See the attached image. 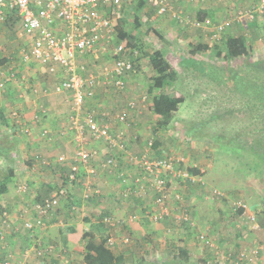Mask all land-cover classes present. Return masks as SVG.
Returning a JSON list of instances; mask_svg holds the SVG:
<instances>
[{"label": "rangeland", "instance_id": "obj_1", "mask_svg": "<svg viewBox=\"0 0 264 264\" xmlns=\"http://www.w3.org/2000/svg\"><path fill=\"white\" fill-rule=\"evenodd\" d=\"M259 1L221 0L220 2H214L211 0H173L169 3L170 9H167L162 15L158 14L157 7L148 3H143L139 10H137V2L125 5L116 16H118V21L119 19H123V30H128L130 36H134L136 38L135 41H139V43H136L137 47L132 48L138 53L136 59L131 60L134 64V71L125 77V92H118L114 89L98 90L93 98L95 99L94 102L88 101L85 105L86 110H105L113 115L116 110L123 107L126 94L138 99L139 114H134L139 120L138 122H144L146 130H151L154 136V138L149 139L152 142L154 141L149 151L150 159L157 160L171 155L181 156L185 159L188 158L186 168L196 164V166L204 170L202 180L205 181L201 184V187L213 200L208 201L209 199H203L200 189L189 194L190 197H197L202 204L209 205L207 207L209 211H211V208H215V212L221 211V213H224L219 208V205H224L227 208L231 221L227 219L228 221H225V223L227 225L231 223V237L227 241H221L217 236L212 238L218 250L228 257L229 261L226 264H237L239 252L244 251L248 253L253 248H259L258 258L253 264H264V239L262 238V232H264V171L259 172L254 170V168L252 169L250 166L252 165L251 161H253L252 156L238 153L237 150H230L228 148L230 145L227 142V138L234 134L247 133L253 130L255 121L249 117L252 115L251 111H235L233 114H230L231 116H226V113L230 110H239L242 107V100L226 85L217 84L206 75L187 72L181 67L179 60L181 58H191L196 62L204 64L208 71L214 70L215 73H221L224 70H236L249 62L263 60L264 12L254 14L253 18L246 20L244 25L234 20L222 33L216 31L219 23L235 19L239 11L249 10L258 4ZM231 2L235 3V5L232 6ZM218 6L219 8L216 10L222 11L221 14L215 13V8ZM223 8L224 10H222ZM201 10H207L208 12H206V15L202 19H199L197 13ZM7 25L4 26V48L13 52L12 55L15 60L22 50H27L29 42L26 37L21 35L18 24L9 22ZM135 26H138V28H135ZM148 28H153L157 31L159 35L167 40L168 44L161 43L156 36L149 34ZM116 35L115 32L113 43L102 53H99L98 60H89L88 57H83L81 60H76L77 66H83L86 73L94 75L98 74L99 70L104 66L109 67L112 63V60H109V51L114 47V44H117ZM240 35L245 36L247 44L252 48V56L249 58L233 59L227 62L225 58L227 51L224 47V41L229 36L237 37ZM125 42L126 40L121 41L124 46L129 47ZM199 45L207 47L218 46L223 57L220 56V58L212 59L208 56V51L193 49ZM157 50L163 52V58L170 69L176 71L178 74L177 81L173 85L166 84L163 89L166 90L172 86L176 91L177 97L183 100V103L179 104L178 110L173 113L170 123L164 127L156 126L157 113L154 111L153 106V100L160 90H149L152 86L151 78L156 73L150 67L148 56ZM26 64L29 65L28 69L32 70L29 71L30 74L38 72L40 75L38 74V78H28L31 80H27L24 83L21 74L15 73V81L20 85L23 82L24 85L21 86L25 88L24 92L27 99L29 101H36L37 105L39 103L42 107L41 110H46L48 114L47 117L45 112H37L36 108L39 109L38 106L34 107V109L31 108L30 113L32 116H30L31 121H29L31 126L35 125L36 127V125L42 124L46 126V123L52 117L50 114L54 116L56 112L47 109L50 104V98L59 96L58 98L61 99L62 97L66 107L60 117L54 116L59 123L63 122L58 127V131L51 133L46 128L45 133L41 129L39 132H35V135L26 116H24L25 113L21 112V109H18L22 113L20 120L27 124L30 135L14 134L16 144L10 152L11 157L9 161L0 158V174L5 172L8 167L12 168L14 173L20 172L18 176L16 175L17 177H24L23 175L26 174L25 180H21V178L20 180L17 179L14 184L15 189H17V186L20 188L25 186V189H21V194L15 197L17 202L13 203L14 205L8 204L3 197H0V248L7 250L8 257L13 259L17 252H23L22 254H24L25 250L33 247L35 260L38 261V264H50L52 259L58 257L54 243L51 244L54 248L53 257L46 256L47 253L45 255L44 253L41 255L36 254V251L39 249L40 251L44 249L42 235L50 223L53 225L60 218L64 219L70 224L65 228V232H68L72 228L73 221L82 220L84 225L89 228V224L86 221L101 222L105 216H110L114 220L115 225L109 228L101 238L105 241L103 247L106 252L105 258L107 259V264H158L160 261L172 259L178 253V249L182 247L187 248L193 259L199 261L201 259H198L197 256H201V258H204L202 261L210 262L212 259L209 258V255H211L212 248L205 247L196 239V236L200 232H203L201 231L203 229L199 222L200 218L193 215L194 211L188 209V203L190 202L188 197L182 196L184 199L183 209L187 211L189 217L195 222L194 226L177 224L164 219L160 222H155L160 226L158 229L147 226L148 224L140 223V227H137V230H135L125 223L128 221V215L135 214L136 211H129L128 213V211L124 212L125 210L122 208L124 212L123 216H121V219H118L113 211L102 208L105 199L106 201L122 199L116 201V203H119L117 206L120 204L132 206L130 204L135 202L133 206L140 207L143 205L142 209L144 212L145 210H153V198L152 201L151 199H133V202L128 205L127 201L124 200L125 198L123 199V197L118 196V183L117 186L113 183L114 189L105 191L101 185L102 176L104 175L97 176L98 170L93 171V173L91 171L86 173L83 168L84 164L83 166H78L79 177L74 183L67 180L66 176L69 165L72 164L74 151V144L66 127L68 126L67 118L70 111V97L67 93L56 95L51 92V87L59 80L61 72L59 73L58 71L57 75L51 76L47 74L46 66L40 67L36 63ZM33 89L38 90V93H32ZM44 89H48L47 95L42 94V90ZM142 96H146L144 102H140ZM42 100L44 101L42 102ZM213 114H222V116L216 120H211L210 117ZM200 122L203 123L202 137L197 139L186 137V129ZM8 125V128L11 127L9 128L10 131L7 127H0V142L11 137L13 126H16L18 129L17 124L13 120ZM42 134L47 135L43 138ZM31 135L37 137L41 135V140L55 138L56 142L62 141L65 143L67 150L62 152L59 146L55 145L53 148L56 149L55 152L51 151L53 155L45 158L40 153L39 146L35 144V148L30 150L29 145L25 144L26 142L29 143ZM216 137L218 138L214 140L213 138ZM143 142L144 140H141L139 142L141 144H139L129 141L126 148L128 147L132 156H140L144 153L145 149H148ZM156 142L158 145H155ZM224 142L227 148L221 146ZM85 143L84 147L89 149L91 142L87 140ZM93 147L95 148L92 149H97L98 151L101 149L103 152L106 150V152H109L102 142H97V145ZM58 156L65 157V161L57 162ZM42 157L45 159H42ZM96 161L100 164V159ZM46 163H49V165ZM97 163L88 162V165H92L93 169ZM131 166L133 165L131 164ZM49 178H51L50 182H46ZM62 180L65 182H62ZM175 182L179 186L182 185L178 181ZM88 183L90 184L91 192L89 193V199L84 197L86 184ZM48 186L51 189H48ZM209 190L210 193L208 192ZM45 191L46 194H44ZM53 193H56L59 205L49 214L40 216L36 205ZM238 201L246 206L245 209H239L242 210L241 214H239V210L233 205V203ZM217 203L218 205H216ZM167 205L170 207L179 206L176 202L171 201ZM196 207L197 205L190 206L192 209ZM247 209L253 212V221L246 218L248 216L246 213ZM20 211H24V220L30 222L34 220L33 223L35 224L39 221L42 224L35 225V231L31 232L24 225V221L19 218ZM4 220H6V223L3 222ZM119 220L125 223L118 225L117 222ZM55 232H58V228L56 227ZM141 233L145 235L141 236ZM247 233H256L258 237L255 236L251 243L240 244V241H244ZM236 234H238V237ZM155 236L158 237L155 239ZM108 238L114 240L112 246L107 244ZM28 239L31 241L30 244ZM18 243L21 244L19 245ZM234 243L236 245H233ZM241 245L247 247L240 249ZM199 247L202 249L199 250ZM118 255L121 258L120 261L116 257ZM9 261L11 262V259Z\"/></svg>", "mask_w": 264, "mask_h": 264}, {"label": "built area", "instance_id": "obj_2", "mask_svg": "<svg viewBox=\"0 0 264 264\" xmlns=\"http://www.w3.org/2000/svg\"><path fill=\"white\" fill-rule=\"evenodd\" d=\"M138 1L157 7L158 14L162 15L170 9L169 3L173 0H0V28L10 19L15 20L20 32L29 42L27 50L19 53L20 60L46 66V72L51 76L57 75L58 71L61 72L59 80L51 87V92L67 93L70 97L67 131L74 144L70 179L75 178L79 165H86L90 160L98 157V150L85 148V142L87 140L100 141L109 152H117L100 159L99 166L103 171H114L118 167V162L122 160L132 164L137 171L134 173L125 168L118 171L120 197L125 198L124 200L151 198V201L153 198V210L143 212L144 218L150 223L168 219L177 224L194 226L195 222L183 209L182 195L174 184V180L171 181V176L177 180L185 177L180 171L185 158L171 155L151 160L149 151L153 145L152 141L147 142L146 148L148 149H145L140 156H132L128 147L126 148L129 143L126 128L130 123V114H139L138 99L126 94L123 107L116 110L113 115L109 111L86 110L85 108L86 103L94 98L98 90L114 89L118 92H125V77L134 71V65L130 59L123 56L125 47L121 42L114 44L109 51L111 65L101 68L98 74L86 73L83 66H77L76 60H81L83 57L98 60L99 53L113 43L118 12L125 5ZM263 12L264 0H260L249 10L239 11L235 19L219 23L216 31L222 33L234 20L244 25L245 21L253 18L254 14ZM2 51L3 43L0 41V60H2ZM132 53L137 56L135 50H132ZM15 78L13 72L2 75L0 91L8 83L15 81ZM32 93L37 94L38 90L33 89ZM47 93L48 89L42 90L43 95ZM145 100L146 96H142L140 102ZM10 116L18 126V129L13 126L14 129L16 128V134L30 135L29 127L20 120L21 115L18 112H12ZM58 161H65V157L58 156ZM46 164L49 165V163ZM89 185V183L86 184L85 198H88L91 193ZM21 189H25V186L19 187V190ZM169 201L176 202L179 206L170 207L167 205ZM57 205H59V200L57 195H54L42 200L36 205V209L40 216H45ZM233 205L237 210L246 208L245 204L240 201ZM24 215V211L19 212V218L24 221V225L31 232L35 231V225L42 224L39 221L35 224L24 220ZM136 219V214L128 216L130 222ZM248 219L253 221L254 216L251 215ZM3 222L6 223V220ZM102 224L109 229L115 225V222L110 216H105ZM196 239L201 244L215 250L216 263L225 264L229 261L225 254L218 252L213 240L204 232H200ZM113 243V239H107L109 246ZM45 251L39 249L36 254H45ZM258 252L259 248H253L248 253L240 252L237 256V264H253L258 258Z\"/></svg>", "mask_w": 264, "mask_h": 264}, {"label": "crops", "instance_id": "obj_3", "mask_svg": "<svg viewBox=\"0 0 264 264\" xmlns=\"http://www.w3.org/2000/svg\"><path fill=\"white\" fill-rule=\"evenodd\" d=\"M256 1H258V0H256ZM225 2H227V1H225ZM231 5L234 6L235 3L231 2ZM218 8H219V6L217 8H215V10ZM203 9H205V7H203ZM222 10H224V8ZM205 12H208V11L205 10ZM215 13L221 14L222 11L216 10ZM18 28H19V25H18ZM19 30H20V28H19ZM4 34H5V27L3 26L0 28V41H1V43H3V51H2V55H1L2 60H0V78L2 77V75L6 74L7 72L20 73L21 77L24 80V83L27 80H31L28 78H32V79L38 78V76L40 75L38 72L30 74L29 71H32V70L28 69L29 65H27L25 62L20 60L19 56H17V58L14 60L13 55H12L13 52L8 51L6 48H4ZM21 35H22V33H21ZM37 65L42 67V65H40V64H37ZM3 68H5V69H3ZM21 85H24L23 82L21 83ZM21 85L17 84V81H15V82L13 81V82L8 83L5 86V88L2 91H0V110L4 113L8 124L12 120V117L10 116L11 113L15 112V111L19 112L20 115L22 114L21 112H24L25 113L24 116H26V119H27L29 124H30L29 121H31L30 116H32V114L30 112L32 109H34V107H36V106L39 107V109L36 108L37 112L42 111V112L46 113V110H43V109L41 110L42 107L39 103L37 105L35 103L36 101H33V100L29 101L27 99V97L25 96V92H24L25 88ZM58 97L59 96L50 98V104L48 105L47 109L53 110V112H56V113H54V116L60 117L61 113L64 112L66 105H65V102L63 101L62 97L60 96L61 99H59ZM94 100L95 99L89 100V102L93 103ZM43 101L44 100H42V102ZM18 109H21V112ZM50 115L52 117L48 120V122L46 123V126L44 124H42V125H36V127L34 125L32 127L30 124L32 132L34 131V135H35V132H37V131L39 132V130H41V129H43L42 132L46 131V128L51 133L52 132L55 133L56 131H58V127L63 122L59 123L54 118L53 114H50ZM47 117H48V114H47ZM138 121L139 120L136 118L135 114L130 116V123H129L128 128H126L127 137L129 138V141L136 142V143H139L141 140H144L143 144L144 145L146 144V146H147V142L151 141L149 139L154 138V136L151 133V130L150 131L146 130V124L144 122L141 123ZM8 126H5V127L8 128ZM66 127H68V126H66ZM9 128H11V127H9ZM9 128H8V130L10 131ZM48 131H47V134H48ZM47 134H45V135L42 134L43 138ZM34 135H31V138L29 139L30 140L29 143L28 142H26V143L24 142V143L29 145L30 150H33L35 148V144L37 146H39L40 147V153L45 158L53 155L52 152L53 151L55 152V150H56V149H53L55 145L59 146V149H60V151L62 150V152L67 150V145L65 143H63L62 141L58 143V142H56L55 138H47V139L41 140V138H40L41 135L38 137L34 136ZM11 136H12V134H11ZM141 138H143V139H141ZM89 142H91L89 144V147H90L89 149H92V148H95L93 146L97 145V142H100V141L89 140ZM18 143H20V142H18ZM153 143H154V141H153ZM139 144H141V143H139ZM99 151H98V157L96 159L90 160L89 163H95V162L97 163L96 160L103 159L111 153H113V154L117 153L114 151L108 153V152H106L107 150L105 151V149H104L105 152H103L101 149H99ZM45 158L42 157V159H45ZM186 165H188V158L185 159L184 164H182L180 166V171H181V173H183L185 175V177L183 179L178 178V180H177L175 177L171 176V181L174 180L173 182H174V184H176V187L178 188V190L182 196L189 198L190 202L188 203L189 204L188 209L191 211H194L193 215L198 216L200 218L199 222L202 226L201 228L203 229L201 231H203L211 239L215 238L217 236L218 239L221 241L229 240V237H231V234H230L231 233V223H230V225H227L225 223V221H228V220L231 221V217L227 213V208L224 205L223 206L219 205V208L222 211H224V213H221V211L218 213L215 212V208L214 209L211 208L210 209L211 211H209V209H207V207L209 205L202 204L200 202V200L195 196L190 197L189 193L195 192L196 190L200 189V191H202L201 195L203 196V199H205V200L209 199L208 201L213 200V198H211L205 192V190H203L201 187L202 186L201 184L205 181V180L204 181L202 180L204 170L202 168L196 166V164L189 167V168H186ZM83 168L85 169L86 173H88L89 171H91V173H92L93 171L98 170L97 176L104 175V176H102L103 178L101 181V185L103 186L105 191H109V190L114 189L113 186L114 185L117 186V183L119 185V180H118V171L119 170H122L123 168H125V169H128L130 172L131 171H133L134 173L137 172L133 168V166H131L130 163H127L124 160L118 162V167L114 171H103L99 167V163H97L95 165V167H93V169H92V165H88V164L83 166ZM188 169H195L198 172V174L197 175H191L187 172ZM68 172H69V168H68ZM18 173H20V172H18V171H17V173L15 172V177L13 179V182L9 184L8 192L5 195H3L4 200L8 204L14 205L13 203L17 202V199H15V197L17 195L21 194V190H19V187L17 186V189H15L14 184H15L17 179L20 180V178H21V180L22 179L25 180L26 174L23 175L24 177H17L19 175ZM186 174H188L187 179H186ZM50 180H51V178H49L46 182H50ZM63 181L64 180H62V182ZM175 181H178L182 185L179 186ZM113 183H114V185H113ZM48 189H51V188H49V186H48ZM120 189H121V187L118 190H120ZM208 192L210 193V190ZM44 194H46V191ZM54 195H56V193H53L48 197H51ZM118 196H119V193H118ZM48 197H46V198H48ZM215 198H217V197H215ZM133 199H136V198H130V199L125 200V201H127L128 205H129L130 203L133 202ZM149 199H151V198H149ZM118 200L120 201L122 199H118ZM118 200H114V201H111V200L108 201L107 200L106 201V199H105L104 205L102 206V208L105 210L113 211L116 214V216L118 217V219H121L122 218L121 216H123V213L126 211H128V213H129V211H136L135 214L137 216V219L133 222H130L128 220L127 223H125V222H122V220H119L117 223L118 225H122L123 223H125L126 225L131 226L135 230H137V227L138 228L140 227V223H143L146 225L148 224L147 226L155 227V229H158V227H160L157 223H150L146 218H144L143 209H142L143 205L140 207H134L133 206L135 203L134 202L133 204H130L132 206H123L122 204L117 206L119 203H116V201H118ZM138 200H140V199H138ZM144 200H146V199H144ZM24 201L26 202L25 199H24ZM183 202H184V199H183ZM191 205H195V206L197 205V207L192 209V208H190ZM216 205H218V203ZM122 208L125 210L124 212H123ZM118 210H119V212H117ZM249 210L248 209L246 210V213L248 216H246V214H244L246 216V218L253 215V212L249 211ZM38 217H40V216H38ZM263 218H264V214H263ZM17 220H19V219L17 218ZM208 221H210V222H208ZM32 222H34V220H32ZM92 222L93 221H91V223ZM86 223L90 225L89 222L86 221ZM228 224H229V222H228ZM68 225H70L69 222H66L64 219L60 218L57 221V223H54L53 225H52V223H50L48 225L47 229L43 232V235H42L43 247H44L43 251L47 250V251H45V254L47 253L46 256H52L53 257V255H54V248L51 245L52 243H54V246L56 247V250L58 252V254H57L58 257H56L55 259H52L50 264H85L83 258H84V254L86 252L87 243L85 241L86 239H81V237L88 231L89 228L84 225L82 220L73 221L72 228H70L68 230V232H65V228ZM55 227L58 228L57 233L55 232ZM234 234H235V231H234ZM140 235L144 236L145 234L141 233ZM256 235H257L256 233L255 234L247 233V236L245 237L244 241H240V244L251 243L253 238ZM236 236L238 237V234H236ZM157 237L158 236H155L154 238L156 239ZM256 237H258V236H256ZM154 238H152V239H154ZM262 238L264 239V232H262ZM25 239H26V237H25ZM14 240L17 241L16 239H14ZM212 240H214V239H212ZM28 242L30 244L31 241L28 239ZM18 244L20 245L21 243H18ZM233 245H236V243H234ZM246 247L247 246L244 247V245H241L240 249H245ZM200 249H202V248L199 247V250ZM247 249H249V248H247ZM25 252H26V255H25ZM218 252L223 253L222 251H219V250H218ZM22 253L17 252V254L12 259L11 257H8L7 250H2L0 248V264H6L5 262L8 258H9V260L11 259V262L9 261L8 264H38V261L35 260V256H34L35 252L33 253V247H31V249L29 248V249L25 250L24 254H22ZM216 254L217 253L215 252V250L211 249V255H209L210 256L209 258L214 261L216 258V256H215ZM118 256H120V255H118ZM118 256H116V257H118ZM197 258L201 259L199 261H202L204 259V258H201V256H197Z\"/></svg>", "mask_w": 264, "mask_h": 264}, {"label": "trees", "instance_id": "obj_4", "mask_svg": "<svg viewBox=\"0 0 264 264\" xmlns=\"http://www.w3.org/2000/svg\"><path fill=\"white\" fill-rule=\"evenodd\" d=\"M143 3V1H138L136 3V6L138 5L137 10L141 8ZM197 14L199 16L198 18L202 19V17L206 15V12L204 10H201ZM9 22L17 24V22L12 19H10ZM135 23L137 24L136 21ZM123 24V19H119L115 31L117 34V43L126 40L125 44L129 47L124 46L125 51L123 56H126L130 60H135L136 56L133 55L132 48L137 47L136 43H139V41H135L136 38L134 36H130L128 30H123ZM135 28H138V26H135ZM148 32L149 34L156 36L161 43L168 44L167 40L159 35V33L153 28H148ZM224 47L227 51V54L225 55L227 62H230L233 59L242 57L249 58L252 56V48L247 44L246 38L243 35L237 37L229 36L224 41ZM193 49L197 51H208V56L212 59L220 58V56H222L221 50L218 46L207 47L199 45L197 47H194ZM163 57L164 54L161 50H157L148 56L150 67L156 73V75L151 78L152 86L151 88H149V90H160L156 98L153 100L154 111L157 113V120L155 124L158 127L167 126L173 118V113L178 110L179 104L183 103V100L177 97L176 91L172 86L169 89H163L166 84L173 85L178 79V74L176 73V71L170 69L169 65L166 63ZM179 61L181 67L187 72L191 74L199 73L203 76L206 75L210 77L213 82L221 85H226L228 88H231L233 93H235L242 100V107L239 110H230L226 113V116H231L230 114H233L235 111L252 112V115H250L249 117L253 119V121H255L254 129L250 132L234 134L233 136L227 138L228 145H230L228 146V148L230 150H237L238 153H245L249 156H252L253 161H251V168H254V170L259 172L264 171V59L249 62L236 70H224L221 71V73H215L214 70L208 71L204 64L196 62L191 58H181ZM221 116L222 114H213L210 118L211 120H216ZM7 125V119L4 113L0 110V127L4 128ZM202 125L203 123L200 122L196 125L190 126L186 129L185 136L190 139L201 138V134H203ZM15 129L13 128V130H11V137L7 138L3 142H0V158L3 160L9 161V158L11 157L10 152L15 147ZM217 138L218 137L213 139L215 140ZM155 145H158V143L156 142ZM221 146L226 147V143H222ZM187 172L191 175L198 174L195 169H188ZM70 174L71 170L69 165V172L67 173L66 178L67 180H70L71 183H74L79 177L78 173L73 180L70 179ZM14 177L15 173L10 167H8L5 172L0 174V197H3V195L8 192L9 184L13 182ZM241 212L242 210H239V214H241ZM87 222L90 223L89 229L81 237V239H86L85 241L87 243L86 252L83 258L84 263L107 264V259L105 258L106 252L103 247L105 241L101 238L102 235L108 231V229L104 226V224H102V221L92 223L90 221ZM117 258L118 261L121 260L120 256H118ZM158 264L218 263L214 262L213 260H211L210 262L197 261L191 257L186 248L182 247L178 249V253L172 259L167 261H160Z\"/></svg>", "mask_w": 264, "mask_h": 264}, {"label": "clouds", "instance_id": "obj_5", "mask_svg": "<svg viewBox=\"0 0 264 264\" xmlns=\"http://www.w3.org/2000/svg\"><path fill=\"white\" fill-rule=\"evenodd\" d=\"M145 3V2H144ZM205 246V245H204ZM205 247H207V246H205ZM209 248V247H208ZM242 252V251H241ZM240 253V252H239ZM239 255V254H238ZM214 262H215V260H214ZM5 263H9V260H6V262ZM219 264V263H218ZM226 264V263H225Z\"/></svg>", "mask_w": 264, "mask_h": 264}]
</instances>
